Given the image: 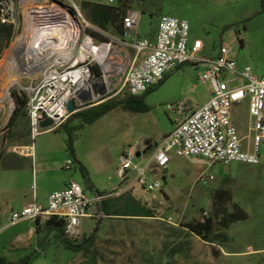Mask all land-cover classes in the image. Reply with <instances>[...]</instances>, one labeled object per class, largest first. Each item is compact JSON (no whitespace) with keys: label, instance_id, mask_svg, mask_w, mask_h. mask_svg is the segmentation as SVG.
<instances>
[{"label":"rangeland","instance_id":"rangeland-1","mask_svg":"<svg viewBox=\"0 0 264 264\" xmlns=\"http://www.w3.org/2000/svg\"><path fill=\"white\" fill-rule=\"evenodd\" d=\"M79 1L106 4L108 0ZM114 1L112 5H118V0ZM53 2L43 3V6H52ZM25 5L33 6L27 1ZM128 6V10L141 14L139 35L142 39H154L160 19L171 16L188 22L191 43L196 40L204 43L200 58H215L222 46L230 45L241 66H250L257 75L264 76V0H128ZM29 9L19 10L11 42L7 43L5 35L0 32V99L12 74L8 60L19 38L25 35V48L17 58V64L22 66L26 47L32 39L40 36V32L33 34L25 31L27 12L36 8ZM89 24V27H84V34H97L98 37H92L99 42L124 40L127 46L133 42L132 38H124ZM123 49L134 55L129 47ZM203 72V66L187 64L168 75L160 86L146 95L145 104L149 108L146 113H135L121 106L92 125L72 118L66 126L42 133L35 140L31 138L27 115L11 125L16 111L14 94L24 97L26 89L40 78L38 72L20 77L21 87L12 90L13 103L6 102L0 115V205L11 204L18 197L17 188L20 185L10 180L16 171L26 175L21 188L29 193L34 185L30 172L33 168L40 170L44 166L51 171L52 187L62 186L64 181L72 179L85 188L89 198L96 191H104L116 184L119 159L125 150L130 147L149 150V142L160 144L171 132L176 116L168 111L169 106L179 102L202 106L207 102L209 88L199 79ZM122 95L104 103L119 100ZM234 118L241 135L246 136L249 101L234 109ZM70 139L76 159L88 170L87 179L69 153ZM27 140L35 156L33 164L28 160V166L26 160H18L11 153L22 151ZM150 156L147 151L144 162ZM70 159L75 163L73 170L65 168ZM203 169L201 162L172 154L168 170L160 176L167 177L163 181L162 192L149 193L139 187L134 192L135 198L144 203L153 218L105 221L96 234V216L82 219V238L76 244L84 245L85 239L95 234L92 247L87 242L82 252H74L58 240L51 239L31 264H264V162L258 166L216 164L206 169L207 174L215 178L207 186L196 184ZM158 178L153 176L152 179ZM6 185L11 192L6 190ZM218 190L225 194L217 196ZM133 210L140 212V208ZM11 212L8 207V214L0 223V252L18 262L35 251H4L11 247L14 237L26 229L24 225L10 224ZM212 214H216L217 223L214 244L204 242L183 227ZM226 214L243 219L226 229Z\"/></svg>","mask_w":264,"mask_h":264},{"label":"built area","instance_id":"built-area-1","mask_svg":"<svg viewBox=\"0 0 264 264\" xmlns=\"http://www.w3.org/2000/svg\"><path fill=\"white\" fill-rule=\"evenodd\" d=\"M26 1L33 4L30 8L54 1L45 8L55 10L46 22L50 40L45 66L38 74L39 80L26 89L32 140L58 130L73 115L116 96L128 93L140 97L173 71L194 64L204 68L199 79L208 86L210 99L202 106L190 102L169 106L168 111L176 116L174 129L147 161L141 149L130 147L123 152L117 176L125 184V192L136 187L149 193L162 192L164 180L160 176L168 170L172 154L204 165L196 180L203 186L215 180L206 169L216 164L258 166L264 162V76L257 75L250 66H241L230 45L222 46L215 58H200L204 43H191L188 22L171 16L160 19L154 39H142L141 14L134 10L124 21V38L133 39L130 46L124 40L99 42L84 34V27L90 24L77 0H3L0 23L16 28L19 10L29 8ZM114 2L108 0L106 5ZM124 47L133 50L134 55ZM245 101H249L248 134L242 136L234 109ZM71 102L74 113L69 111ZM48 119L53 125L42 128L41 123ZM65 168L73 170L74 161L68 160ZM156 175L159 178L152 179ZM103 199L98 194L95 199L89 198L83 186L71 181L65 190L49 197L47 206L33 203L13 213L10 224L44 223L57 216L66 221L67 238L77 242L82 238V219L93 218L95 204Z\"/></svg>","mask_w":264,"mask_h":264},{"label":"trees","instance_id":"trees-1","mask_svg":"<svg viewBox=\"0 0 264 264\" xmlns=\"http://www.w3.org/2000/svg\"><path fill=\"white\" fill-rule=\"evenodd\" d=\"M80 5H81L84 16L92 25H94L95 27L101 30L112 31L115 35L124 37V34H125L124 21H125V18L127 17L128 12L130 11L128 10L129 9L128 0H118V5H106V4H101V3H93L90 1H81ZM0 32H2L5 35L7 43L12 41L14 37V33H15L14 27L12 25H2L1 23H0ZM91 35L98 37V35L95 33H91ZM175 71H173L172 73H174ZM155 88H152L151 90H149L147 93H145L144 95L140 97H133L129 95L128 93H124L119 100L110 101L96 108L79 112L73 115L63 125V127L66 126L72 118L81 119L85 125H92L95 122H97L99 119H101L102 117L106 116L107 114H109L115 109H118L121 106L135 113H146L149 111V108L145 104V97L147 94L154 91ZM14 98L16 102V111L11 120L12 126L14 125V123L18 121L19 118L27 115L26 114V105H27L26 94H24V97H22L19 94L15 93ZM69 153L72 157H74L75 162L81 169L84 178L87 179L88 170L79 161H77L75 157V151L73 148L72 139H70V143H69ZM97 194L101 195L100 193H97ZM216 194L217 196L221 197L225 194V192L218 190ZM130 212H131V215L129 216L134 217V218H153V216L151 215L152 214L151 211L146 208H140V212L134 211V210ZM105 216L106 218H109L112 215L106 214ZM100 219L101 218L97 219L98 228H96L95 234L99 231L100 224H101ZM242 219L243 218L236 216V215H227V214L224 215L225 228L228 229L232 224ZM36 225H37L39 232L43 228L47 237L52 235L53 238L58 240L61 245H63L65 248L72 250L74 252H82L81 250L87 242L91 244V247L94 242L95 234L90 239H85L84 245H78L76 244V242L69 240L66 236V225H67L66 221L65 219H59L57 216L51 217L48 221L44 223H42L41 221H36ZM183 227L188 229L192 234L199 237L200 239H202L204 242L208 244H214L217 239L216 214H212L209 218H204L201 221H196V222L185 224L183 225ZM39 254H40L39 251H35L33 255L26 257L24 260H19L18 262H12L7 257L0 254V264H31L33 259Z\"/></svg>","mask_w":264,"mask_h":264},{"label":"crops","instance_id":"crops-1","mask_svg":"<svg viewBox=\"0 0 264 264\" xmlns=\"http://www.w3.org/2000/svg\"><path fill=\"white\" fill-rule=\"evenodd\" d=\"M209 99H210V91H209ZM173 129L171 130V132L173 131ZM170 133H168L166 136H168ZM158 145L159 143L149 142L148 147H150V149L149 150L145 149L143 151L145 153L149 151L152 154ZM32 148L33 147L28 144V140H27V142L23 143L22 151L20 152L11 151V153L18 160H26L25 164L28 166L29 165L28 160H31L33 164L35 158L34 154L30 151ZM77 161H79L82 164L80 160L77 159ZM119 163H120V159H119ZM30 174L34 182L33 190L31 189L30 193L29 191L27 192V189L21 188L22 182L25 179L26 175L19 173L17 171L14 172L13 175H11L10 180L13 181L14 184L20 185L19 189L17 188L19 194L18 197L11 204L0 205V223L2 222L3 217L8 214V207H10L12 211L11 212L12 215L15 212L22 211L26 206L33 203L47 206L48 199L53 193L65 190L69 182L73 181L72 179H70L64 181V184L62 186L52 187L51 171L48 170L46 166L40 168V170L33 168V171L32 173L30 172ZM162 178L164 181L167 180L166 176H163ZM5 188L8 192H11L9 191L7 185ZM136 189L137 187L131 189L128 192H125L126 186L125 184L122 183V181L118 177V182L116 184L109 186V188L105 189L104 191H96L93 197L91 198L95 199L97 193H100L104 197V199L101 200L99 203L95 204V207L93 209V214L94 217L96 216V218L94 217L93 218L96 219V221L98 218H101L100 226L103 224V222L109 220L142 219V218H134L129 216L131 215L130 211H132L133 208H146V206L144 205V203L141 202L140 199L135 198L134 192ZM43 202H46V204H43ZM106 214L112 216L106 218L105 216ZM22 225L26 226V229L19 232L12 240L10 244L11 247L7 249L5 248L4 251H29L30 249H33L34 251H39V253L41 254V252L44 251V248L48 245L47 244L48 241L54 239L52 235L47 237L43 228L39 232L36 222L23 221L16 226H22ZM0 254L3 255L1 252ZM5 257H7L12 262H17V260L11 259L10 256H5Z\"/></svg>","mask_w":264,"mask_h":264},{"label":"bare ground","instance_id":"bare-ground-1","mask_svg":"<svg viewBox=\"0 0 264 264\" xmlns=\"http://www.w3.org/2000/svg\"><path fill=\"white\" fill-rule=\"evenodd\" d=\"M30 9V11L27 12L25 31L28 33L32 32L33 34H38L40 32V36L32 39L29 46L26 47L23 57L24 64L22 66L17 64V58L19 53L25 48L23 45L25 35L19 38V41L13 49L8 60V64H11L12 74L10 75L9 82L5 85L1 93L3 97L0 99V115L5 109L6 102L13 103L12 90L21 87L20 77L37 72L40 73L46 63L45 58L50 40V32L47 28L48 23L46 22L54 15L55 10L54 8L45 7H31Z\"/></svg>","mask_w":264,"mask_h":264},{"label":"water","instance_id":"water-1","mask_svg":"<svg viewBox=\"0 0 264 264\" xmlns=\"http://www.w3.org/2000/svg\"><path fill=\"white\" fill-rule=\"evenodd\" d=\"M69 111L71 112V113H74L75 112V108H74V104H73V102H71L70 104H69ZM53 125V121L52 120H46V121H43L42 123H41V127L42 128H48V127H50V126H52Z\"/></svg>","mask_w":264,"mask_h":264}]
</instances>
